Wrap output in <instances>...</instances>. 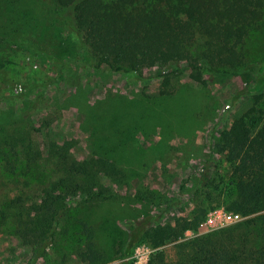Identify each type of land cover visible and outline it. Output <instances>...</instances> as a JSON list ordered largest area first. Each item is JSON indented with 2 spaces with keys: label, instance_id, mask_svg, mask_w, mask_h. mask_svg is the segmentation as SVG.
Wrapping results in <instances>:
<instances>
[{
  "label": "rangeland",
  "instance_id": "obj_1",
  "mask_svg": "<svg viewBox=\"0 0 264 264\" xmlns=\"http://www.w3.org/2000/svg\"><path fill=\"white\" fill-rule=\"evenodd\" d=\"M49 1L51 10L40 0H17L10 30L0 26V212L8 213L0 217V264H90L80 256L86 251L83 231L81 237L71 230L79 236L75 244L63 233L72 225L80 229L82 219L98 231L90 257L103 264L127 259L150 264L154 248L139 244L123 257L119 245L127 224L146 211L160 209L166 223L206 207L197 232L187 230L180 240L226 226L218 210L232 211L215 206L214 192L216 200L207 199L203 171L210 169L209 178L216 171L228 176L221 156L210 157L211 148L233 116L254 103L253 94H235L264 64V14L245 39L242 73L220 69L211 76L203 62L194 61L195 46L191 58L174 65L123 72L90 61L84 45L69 37L57 16L56 0ZM8 14L9 8L0 9L1 19ZM197 71L203 81L192 77ZM260 101L264 107V96ZM109 115L126 119L128 131H110L103 121ZM110 132L113 139L107 138ZM60 155L88 169L73 183L97 184L111 196L85 200L78 191L71 210L57 221L47 256L30 263L31 245L16 232L18 218L33 215V203H40L43 191L63 177ZM109 159L123 177L103 166ZM180 240L161 247L167 260L175 258Z\"/></svg>",
  "mask_w": 264,
  "mask_h": 264
},
{
  "label": "trees",
  "instance_id": "obj_2",
  "mask_svg": "<svg viewBox=\"0 0 264 264\" xmlns=\"http://www.w3.org/2000/svg\"><path fill=\"white\" fill-rule=\"evenodd\" d=\"M5 2L0 9L9 8V14L0 18V26H8L10 30L17 0ZM40 2L51 10L49 0ZM56 3L60 8L56 13L61 11L57 16L70 30L69 37L84 45L90 61L123 72L139 71L144 66L174 65L191 58L195 46L194 61L203 62V70L211 76L220 69L242 73L246 65L245 39L264 14V0H56ZM192 77L203 81L200 71ZM248 93L254 96L253 105L233 116L230 124L219 131L211 148L210 157L221 156L227 164L228 176L224 178L216 171V176L209 178L210 169L201 168L206 172L202 179L203 185L208 186L207 199L215 198L214 192L218 197L215 206L223 205L225 210L247 218L180 240L187 230L197 232L206 207H197L188 217L166 223L160 209L146 211L127 224L119 244L123 257L132 255L136 246L145 243L155 249L150 264H264V107L259 105L264 96V64L257 66L252 81L237 91L235 97ZM29 110L30 107L24 108V116ZM103 121L113 132L119 128L121 132L128 131L130 127L126 119L116 116L109 115ZM113 132L108 139L114 138ZM31 150L28 146L27 151ZM60 156L63 177L43 191L40 203H33L30 207L33 215L28 213L25 221L18 218L16 232L24 244L31 245L30 263L47 256L57 221L71 210L78 191L86 196L85 200H105L111 196L97 184L73 183L82 173L87 174L88 169L84 163H69L64 155ZM103 166L124 176L113 160L104 161ZM7 215L1 210V219ZM80 227L74 230L72 225L63 233L75 244L83 231L86 251L80 252L81 258L90 264H103L102 259L97 257L93 261L90 257L96 253L97 229L84 219ZM71 230L79 236L70 234ZM173 240H180L175 258L167 260L161 247ZM117 264H132V260Z\"/></svg>",
  "mask_w": 264,
  "mask_h": 264
},
{
  "label": "built area",
  "instance_id": "obj_3",
  "mask_svg": "<svg viewBox=\"0 0 264 264\" xmlns=\"http://www.w3.org/2000/svg\"><path fill=\"white\" fill-rule=\"evenodd\" d=\"M218 211L219 212L217 216L220 215V218L224 222L225 225L239 221L242 218L239 213L226 212L223 210H218Z\"/></svg>",
  "mask_w": 264,
  "mask_h": 264
}]
</instances>
